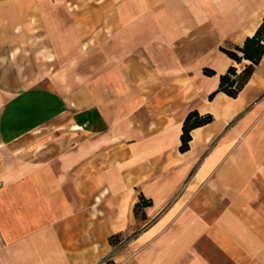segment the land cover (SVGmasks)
Here are the masks:
<instances>
[{"label": "crops", "instance_id": "0c3cea01", "mask_svg": "<svg viewBox=\"0 0 264 264\" xmlns=\"http://www.w3.org/2000/svg\"><path fill=\"white\" fill-rule=\"evenodd\" d=\"M263 19L264 0H0V264H264V51L209 96L251 62L220 47ZM192 110L212 119L182 150Z\"/></svg>", "mask_w": 264, "mask_h": 264}, {"label": "trees", "instance_id": "16d2710c", "mask_svg": "<svg viewBox=\"0 0 264 264\" xmlns=\"http://www.w3.org/2000/svg\"><path fill=\"white\" fill-rule=\"evenodd\" d=\"M220 49L237 62H240L242 58L249 59L251 62L246 64L239 73L236 72L235 66H229L227 71L220 75L218 88L211 92L209 96L212 97L217 91H223L230 96H236L248 80L254 64L258 63L262 57L264 51V19L254 34L245 38L242 45H233L231 48L220 47ZM204 72L206 74H213L214 70L204 68ZM211 119L212 115L210 114L201 115L197 110L190 111L183 122L182 145L180 148L185 150L188 147L190 139L189 131L191 128L207 123Z\"/></svg>", "mask_w": 264, "mask_h": 264}, {"label": "built area", "instance_id": "2783aa9c", "mask_svg": "<svg viewBox=\"0 0 264 264\" xmlns=\"http://www.w3.org/2000/svg\"><path fill=\"white\" fill-rule=\"evenodd\" d=\"M122 241H119V245L121 244Z\"/></svg>", "mask_w": 264, "mask_h": 264}]
</instances>
